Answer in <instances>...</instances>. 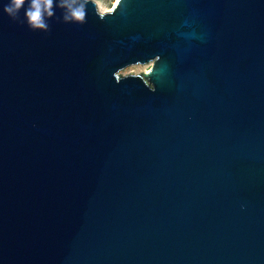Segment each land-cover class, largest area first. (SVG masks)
<instances>
[{
    "label": "water",
    "instance_id": "95a60500",
    "mask_svg": "<svg viewBox=\"0 0 264 264\" xmlns=\"http://www.w3.org/2000/svg\"><path fill=\"white\" fill-rule=\"evenodd\" d=\"M73 2L0 13V264H264V0Z\"/></svg>",
    "mask_w": 264,
    "mask_h": 264
},
{
    "label": "clouds",
    "instance_id": "9594fccd",
    "mask_svg": "<svg viewBox=\"0 0 264 264\" xmlns=\"http://www.w3.org/2000/svg\"><path fill=\"white\" fill-rule=\"evenodd\" d=\"M53 3V0H6L0 7V13L6 14L12 19H16L20 16L23 9V21L24 23L35 30L38 28H44L47 25L44 22L42 13L51 14L49 9ZM68 13L65 16V20H71L73 22L83 21L86 15V6L83 3L76 4L74 6L73 0H65Z\"/></svg>",
    "mask_w": 264,
    "mask_h": 264
},
{
    "label": "rangeland",
    "instance_id": "374dc122",
    "mask_svg": "<svg viewBox=\"0 0 264 264\" xmlns=\"http://www.w3.org/2000/svg\"><path fill=\"white\" fill-rule=\"evenodd\" d=\"M92 1L95 3L97 10H99L102 13L113 10L112 8H113L114 0H92ZM150 66H151V63L145 64V65L136 64V65L129 66V67H126L120 70L119 74L120 75H129V74L133 75V74L147 72L150 69Z\"/></svg>",
    "mask_w": 264,
    "mask_h": 264
},
{
    "label": "bare ground",
    "instance_id": "6f19581e",
    "mask_svg": "<svg viewBox=\"0 0 264 264\" xmlns=\"http://www.w3.org/2000/svg\"><path fill=\"white\" fill-rule=\"evenodd\" d=\"M116 2H117V0H114V4H113V7H114V5L116 4Z\"/></svg>",
    "mask_w": 264,
    "mask_h": 264
}]
</instances>
